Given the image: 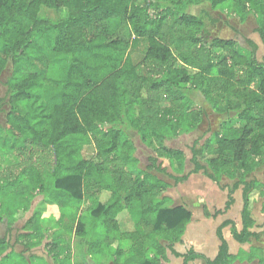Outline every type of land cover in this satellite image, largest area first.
Returning a JSON list of instances; mask_svg holds the SVG:
<instances>
[{
    "label": "trees",
    "instance_id": "trees-1",
    "mask_svg": "<svg viewBox=\"0 0 264 264\" xmlns=\"http://www.w3.org/2000/svg\"><path fill=\"white\" fill-rule=\"evenodd\" d=\"M203 3L241 22L253 15L254 31L264 44V0H0V75L11 71L7 93L0 96V192L26 181L24 187L34 184V198L42 196L19 234L26 251L45 239L55 261L64 251L62 234L52 229L53 238H48L49 230L41 224L43 202L58 205V225L65 217L62 207L74 204L76 212L62 226L77 236L89 234L100 221L105 230L91 246L98 251L119 231L117 213L139 202L137 229L119 232L120 238L134 240L127 251L119 247V258L128 253L121 264H163L165 249L183 264H232L237 256L229 253L225 227L240 243L259 238L251 231L249 208L255 183L246 177L264 165V57L257 58L254 41L247 40L244 49L235 39L214 34L207 27L208 11L188 12ZM42 8L65 9L67 15L42 17ZM135 54H141L140 61ZM193 93L226 120L189 147L192 167L187 169L185 153L167 142L202 122L204 111L194 107ZM130 129L151 150L144 169ZM9 141L14 151L3 152ZM90 141L96 160L82 155ZM160 159L169 162L172 173H166ZM150 172L165 174L175 185L195 173L215 182L234 179L226 210L234 202L233 192L243 187L241 228L231 220L218 227L214 258L193 248L181 254L173 249L191 212L166 204L163 193L169 184ZM102 190L110 191L104 204L97 201ZM84 197L92 222L86 230L84 216L78 214ZM7 214L0 211V223L6 220L10 231L17 218L9 220ZM141 226L150 230L147 240L138 242ZM11 252L7 234L0 236V264ZM255 257L264 264V253Z\"/></svg>",
    "mask_w": 264,
    "mask_h": 264
},
{
    "label": "crops",
    "instance_id": "crops-1",
    "mask_svg": "<svg viewBox=\"0 0 264 264\" xmlns=\"http://www.w3.org/2000/svg\"><path fill=\"white\" fill-rule=\"evenodd\" d=\"M256 45L257 58L259 60H263L264 55L260 58L258 57L259 47L257 43ZM239 46L247 49V47L241 46L240 44ZM211 110L212 112L216 113L213 108ZM224 120H226V116L219 122L218 128L213 130L207 129V135H205L204 138L206 139L211 133L218 131L220 129L221 122ZM131 131L133 130L130 129V132ZM130 136L135 143L134 136L131 133ZM137 141L140 142L138 137ZM136 157L138 159L139 167L142 168L140 166L141 161L139 157L137 155ZM127 170L133 171V169L129 166L127 167ZM150 173L160 178L157 175L159 173ZM133 175H135V172H133ZM246 180L253 181L255 183V188L249 194V208L254 221L251 231L257 233L259 238H250L248 242L240 243L233 238L230 227H225L223 229V235L228 243L229 253L233 256H237L232 264H258V259L255 256L258 255V253H264V165L251 172L246 177ZM233 183L234 179H230L228 177H222L219 182H215L205 177L202 173H195L191 174L184 182L178 183L177 185L173 183V187L171 186L173 188L172 193L168 191L170 189L169 185V189L167 188V190L163 193V197L169 199L168 204L172 206H185L191 212V219L186 224L185 231L182 234L181 239L173 245V249L177 253H185L188 249L193 248L196 252L205 254L210 258H214L218 253L220 244V240L217 236L218 227L223 222L231 220L238 228H241V210L243 207L242 186H239L233 192L234 202L229 209H225L228 195L231 190L230 188ZM109 196L110 191L102 190L97 195V201L104 204L107 202ZM80 205H83V208H87L89 207V202L84 197V200ZM132 209H134V211H132ZM30 210H34V200L27 211ZM124 210L125 212L122 213ZM140 211V203L133 201L131 204L125 206L123 210L117 213L115 219L118 223L119 231H116L114 236L111 235L110 238L106 239V244L104 243L105 246L104 250L102 251L91 248L94 239H91V236L85 232L80 233L78 236L73 233L74 242L75 238L77 237L80 251H78L76 254V251H74L71 246H69V249H65L56 261L47 250H44L45 252L41 253L34 252L33 254L31 250L36 247L26 251V255L24 252L21 253L27 257L30 255L43 257L48 261V264H63L64 260L66 259L69 260L70 264H121L122 261L128 257V253L122 254L119 258V247H121L124 251H127L132 246V244H134V240L129 238H120L119 232L123 233L135 231L138 226V217L136 215H139ZM87 226L88 225L86 222L84 230H86ZM149 230L150 227L141 226V233L139 235L140 239L138 242H141V240H147L146 234L149 232ZM123 240H127L128 243L123 244L122 246L120 243L123 242ZM160 241L165 248L167 246V241L164 239ZM164 255L166 258L162 260L163 264H183L182 258L176 257L168 249H165ZM79 257H82V259H79ZM194 264L204 263L200 260H196Z\"/></svg>",
    "mask_w": 264,
    "mask_h": 264
},
{
    "label": "rangeland",
    "instance_id": "rangeland-1",
    "mask_svg": "<svg viewBox=\"0 0 264 264\" xmlns=\"http://www.w3.org/2000/svg\"><path fill=\"white\" fill-rule=\"evenodd\" d=\"M208 11V18H207V27L216 35L221 36L223 38H231L235 39L241 46L248 47L247 40L254 41L258 44V57L264 55V44L262 43L260 37L257 35V33L254 31V28L256 26L255 18L253 15H250L244 22H241L238 17L234 14L222 12V11H212L208 8L207 4L203 3L199 6H191L188 9V12L193 14H204ZM46 12V13H45ZM52 19H58L60 17L64 18L66 17V10L63 9V11H52L48 10L46 8H42L40 15L42 17L47 15ZM212 19L214 21L212 22ZM135 61L141 60V54H135L134 56ZM11 71L9 68L4 70L2 74L0 75V96H4L7 93V83L6 80L9 77ZM193 99L195 100V106L203 109L204 115L202 122L200 123V126L198 129H196L193 132H190L188 134L180 135L179 137L167 142V144L173 148H178L182 150L185 153L186 161H187V169L191 168L192 165L188 161L191 154L189 147L198 139H200V142H203L205 139V135H207V129H215L218 128L219 122L225 117L224 115H219L214 112H212V108L210 105L205 101L203 96L200 93H193ZM0 122L1 124H4V114L0 116ZM134 136V141L137 146L136 155L139 157L141 164L140 166L144 168L146 165L149 164L147 161L148 155L151 153V150L147 147H145L143 144L137 141V136L134 131L130 132ZM6 134V133H5ZM0 135L4 136V133L0 131ZM204 138V139H203ZM10 145H12V142H7L2 151H14L10 148ZM20 146V145H19ZM82 155L85 158L96 160V148L93 141L88 142L86 145H84L82 149ZM8 157L10 155L8 154ZM6 157V158H8ZM160 161L163 162L164 168H166V173H172V169L169 166V162L164 159H160ZM19 172V171H17ZM16 172V173H17ZM4 174V173H3ZM160 178L165 180L170 185V189L168 190L170 193H172V185L173 180L166 176L165 174H157ZM15 178V175L13 176ZM26 182V181H25ZM25 182L22 184L20 183V186H17V183L12 188H4L0 192V203L3 202V206L0 209L1 213L7 214L8 210L10 211L6 217L11 220L14 218H17L11 225V230L8 231V226L6 224V220L0 223V236H5L7 234L10 243L12 245V250L14 252H11L8 257L4 259L3 264H48V261L43 257H37L34 255L25 256L26 250L24 246L21 244V242L18 241L19 234L23 232V228L27 222V220L32 216L33 210L23 212L20 214V210H23L24 208L28 207L30 208V205L32 204V201L34 200V207L36 203L42 198L41 195H36L34 198V184H28V187H24L27 185H24ZM28 183V182H26ZM172 186V187H171ZM49 189H52L49 187ZM167 202L166 204H168ZM46 207V213L43 215L44 218H42V226L46 227L48 229V238H53L52 229L58 230V234H62L60 236V244L63 245L64 250L66 243L71 246V248L76 251V254L78 251H80L79 244L77 241V237L75 238V242L73 239V232L64 231V228L62 224H68L70 223V215L74 214L77 210L75 209V205L72 203L65 204L62 207L63 212L65 213V217L62 220V224L58 225L56 223V219L59 216V207L57 204L49 203V202H43L42 203ZM79 205V204H78ZM76 205V206H78ZM73 206V207H72ZM55 207V209H54ZM73 208V211H72ZM17 210V212L15 211ZM57 210V212H56ZM134 211V209H132ZM125 210L122 212L124 213ZM78 214H82L84 216L85 221L87 222L88 228H90L91 218L89 215V211L87 208H83V205L79 206ZM138 217V215H136ZM105 226L98 221L95 227L91 226V231L89 233V236H91V239L96 240L102 231L104 232ZM128 243L127 240H123L120 244L123 246V244ZM48 241L46 239L41 243V245L37 246L36 248L32 249L31 252L35 253H41L45 252L44 250H48L47 248ZM44 245V246H43ZM63 250V249H62ZM21 252H24L25 255ZM79 259H82V257H79ZM70 264L69 260H64L63 264Z\"/></svg>",
    "mask_w": 264,
    "mask_h": 264
}]
</instances>
